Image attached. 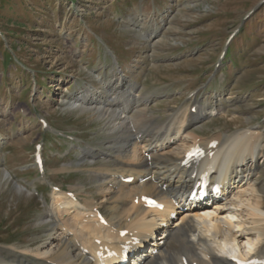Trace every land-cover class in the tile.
<instances>
[{"label": "rangeland", "instance_id": "374dc122", "mask_svg": "<svg viewBox=\"0 0 264 264\" xmlns=\"http://www.w3.org/2000/svg\"><path fill=\"white\" fill-rule=\"evenodd\" d=\"M135 17L143 33L132 28ZM110 67L135 82L137 94H160L149 108L163 123L195 93L209 115L195 128L201 137L264 131V0H0V171L9 174L0 183L3 256L43 238L52 186L92 195L79 146L98 148L103 124L60 102L83 88L99 91L97 74ZM35 144L42 177L33 170Z\"/></svg>", "mask_w": 264, "mask_h": 264}, {"label": "bare ground", "instance_id": "6f19581e", "mask_svg": "<svg viewBox=\"0 0 264 264\" xmlns=\"http://www.w3.org/2000/svg\"><path fill=\"white\" fill-rule=\"evenodd\" d=\"M129 21L143 33L138 17ZM110 68L113 72L102 78L97 74L99 91L83 88L59 101L62 108L90 113L103 124L105 140L98 148L79 146L78 164L91 165L86 169L95 183L92 195L83 187L52 189L40 220L43 238L27 250L10 247L7 256L0 253V263L236 264L232 258L238 255L264 264V181L259 177L264 131L201 137L195 128L209 115L195 93L191 104L171 109L163 123L149 108L160 94H137L135 82ZM195 146L214 160L227 151L223 191L212 203L182 211L191 206L185 201L198 174L182 163ZM96 161L100 163L94 166ZM6 176L0 171V183L8 181ZM126 178L133 182L124 183ZM16 188L28 192L24 186ZM146 198L170 207L146 210ZM97 213L105 225L94 218Z\"/></svg>", "mask_w": 264, "mask_h": 264}]
</instances>
